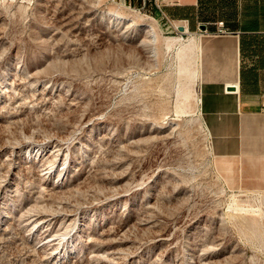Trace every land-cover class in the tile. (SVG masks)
Returning a JSON list of instances; mask_svg holds the SVG:
<instances>
[{
  "label": "rangeland",
  "instance_id": "374dc122",
  "mask_svg": "<svg viewBox=\"0 0 264 264\" xmlns=\"http://www.w3.org/2000/svg\"><path fill=\"white\" fill-rule=\"evenodd\" d=\"M147 3L0 0V264H264V168L181 71L204 31Z\"/></svg>",
  "mask_w": 264,
  "mask_h": 264
},
{
  "label": "crops",
  "instance_id": "0c3cea01",
  "mask_svg": "<svg viewBox=\"0 0 264 264\" xmlns=\"http://www.w3.org/2000/svg\"><path fill=\"white\" fill-rule=\"evenodd\" d=\"M172 12L186 23L179 27L185 32L204 31L196 35L202 38L199 93L214 149L264 168V0H185ZM220 21L228 33L218 32ZM231 85L237 90L228 91Z\"/></svg>",
  "mask_w": 264,
  "mask_h": 264
},
{
  "label": "bare ground",
  "instance_id": "6f19581e",
  "mask_svg": "<svg viewBox=\"0 0 264 264\" xmlns=\"http://www.w3.org/2000/svg\"><path fill=\"white\" fill-rule=\"evenodd\" d=\"M180 26H181V24L178 23V25L176 27L179 28ZM150 27L152 28L150 31H151V35L153 37V39L151 41L155 42L158 39V33L156 32V29L154 28V26L152 24H150ZM185 31L186 30L184 28V32H182V33H185ZM173 41L179 42V41H181V37H176L175 39H173ZM200 50L202 51V38L199 36H196V35H192L190 37V39L186 42V44H182V47H181L182 53L184 52V57L187 55V52L190 51L191 52V56H190L191 60L196 62V60L198 59L197 60L198 61V66H197L198 68H192L191 69V68H188V66H186L185 64L182 65V67H181V71L188 74L191 81H194V82L195 81L198 82L200 80V65H201ZM195 54H196V58L193 57V55H195ZM198 84H200V81ZM193 95H194V90H193V92H191V90H187L185 92L186 99H189ZM202 101H203V99L201 96L200 97L201 104H202ZM210 134L212 135V133H210Z\"/></svg>",
  "mask_w": 264,
  "mask_h": 264
},
{
  "label": "built area",
  "instance_id": "2783aa9c",
  "mask_svg": "<svg viewBox=\"0 0 264 264\" xmlns=\"http://www.w3.org/2000/svg\"><path fill=\"white\" fill-rule=\"evenodd\" d=\"M158 8H160L159 5H158ZM164 17L167 18L168 21L172 22V20H170L167 15L164 14ZM180 22H183V21H180ZM218 32L219 33H228L229 32L228 29L225 27V24L223 21L218 22ZM261 111L264 112V107L261 109Z\"/></svg>",
  "mask_w": 264,
  "mask_h": 264
},
{
  "label": "water",
  "instance_id": "95a60500",
  "mask_svg": "<svg viewBox=\"0 0 264 264\" xmlns=\"http://www.w3.org/2000/svg\"><path fill=\"white\" fill-rule=\"evenodd\" d=\"M201 28H202L203 30H207L206 25H202ZM179 31H180V32H184V28L181 27V28L179 29ZM227 90H228V91H236V90H237V87H236V85H231V86L227 87Z\"/></svg>",
  "mask_w": 264,
  "mask_h": 264
}]
</instances>
